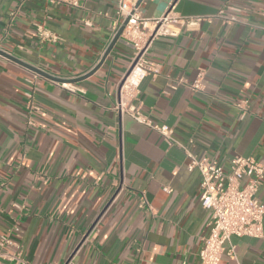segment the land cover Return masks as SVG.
<instances>
[{
  "label": "crops",
  "instance_id": "crops-1",
  "mask_svg": "<svg viewBox=\"0 0 264 264\" xmlns=\"http://www.w3.org/2000/svg\"><path fill=\"white\" fill-rule=\"evenodd\" d=\"M138 6L147 18L170 6L179 15L239 16L154 39L147 56L160 71L139 82L131 101L225 170L237 155L264 162V0ZM118 9L117 0H81L79 8L0 0V49L79 89L0 55V236L31 264H64L70 255L74 264H200L212 213L200 203L199 172L179 146L115 109L133 48L118 40L77 80L110 46L123 22ZM40 24L59 40L41 42ZM200 70L203 91L170 88ZM244 100L246 111L236 105ZM141 192L151 210L139 208ZM258 197L264 203V183ZM225 248L219 264H264V238L233 236Z\"/></svg>",
  "mask_w": 264,
  "mask_h": 264
},
{
  "label": "built area",
  "instance_id": "built-area-1",
  "mask_svg": "<svg viewBox=\"0 0 264 264\" xmlns=\"http://www.w3.org/2000/svg\"><path fill=\"white\" fill-rule=\"evenodd\" d=\"M52 4H66L71 7H81V0H47ZM118 13L127 20L119 40L134 50L131 65L120 83V95L115 109L121 114H129L137 122L146 125L160 133L168 145L179 146L189 159L188 169L197 170L200 175V203L211 210L210 233L204 238L198 256L200 264H219L224 253L225 245L233 236L264 238V203L258 197V191L264 183V162L253 156L237 155L231 160L229 170H225L217 161L208 157H198L191 151L189 145L177 139L174 130L167 124L155 123L148 115L137 109L131 99L139 82L147 75H155L160 71L159 65L147 56L149 47L154 39L162 36H176L182 28L196 30L205 21L215 18L224 23L241 21L235 13L220 9L213 15H179L172 6L160 17L147 18L139 10V0H117ZM12 17L14 14L12 13ZM122 22V23H123ZM118 25L117 32L122 26ZM41 42H57L59 37L40 24L36 28ZM116 32V33H117ZM138 71V80L131 82V76ZM205 73L200 70L196 79L188 83L184 77L170 84L172 90L181 85H187L193 91L205 89ZM66 89L79 91L70 82L61 83ZM240 109H248V100L236 104ZM171 192L169 187L164 189ZM139 208L151 210L152 206L144 192L140 193ZM5 247H13L15 252L4 251ZM74 255H70L64 264H74ZM31 264L22 257L19 244L9 236H0V264Z\"/></svg>",
  "mask_w": 264,
  "mask_h": 264
},
{
  "label": "water",
  "instance_id": "water-1",
  "mask_svg": "<svg viewBox=\"0 0 264 264\" xmlns=\"http://www.w3.org/2000/svg\"><path fill=\"white\" fill-rule=\"evenodd\" d=\"M139 2H140V0L138 1V4H139ZM126 24H127V20H125L122 23V26L120 27V29L116 33L114 39L112 40L110 46L108 47L107 51L105 52V54H104L103 58L101 59L100 63L88 75H86V76H84L82 78H79L77 80H82V79L87 78L88 76H90L93 72H95L103 64V62L105 61L106 57L109 55V53L112 51L113 47L116 45L117 41L119 40V38H120V36L122 34V31H123L124 27L126 26ZM0 55L6 57V58H8V59H10V60H12V61H14L16 63L24 65V66L28 67L29 69L33 70L34 72H36V73H38V74H40V75H42V76H44V77H46L48 79H51V80L56 81V82H61V83L67 82L64 79L60 78V77H57L55 75H51V74H49V73H47L45 71H42V70H40V69H38L36 67H33V66L27 64V63L21 61L20 59H18L17 57H14L13 55L8 54L7 52H5V51H3L1 49H0Z\"/></svg>",
  "mask_w": 264,
  "mask_h": 264
},
{
  "label": "bare ground",
  "instance_id": "bare-ground-1",
  "mask_svg": "<svg viewBox=\"0 0 264 264\" xmlns=\"http://www.w3.org/2000/svg\"><path fill=\"white\" fill-rule=\"evenodd\" d=\"M138 69L137 70H135V72L132 74V76H131V82L132 83H136L137 82V80H138Z\"/></svg>",
  "mask_w": 264,
  "mask_h": 264
}]
</instances>
